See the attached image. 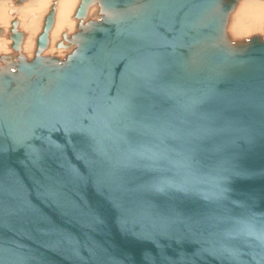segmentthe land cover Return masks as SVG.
<instances>
[{"label": "water", "instance_id": "water-1", "mask_svg": "<svg viewBox=\"0 0 264 264\" xmlns=\"http://www.w3.org/2000/svg\"><path fill=\"white\" fill-rule=\"evenodd\" d=\"M239 1L80 0L63 57L55 2L31 58L11 21L0 264H264V32L232 37Z\"/></svg>", "mask_w": 264, "mask_h": 264}, {"label": "bare ground", "instance_id": "bare-ground-1", "mask_svg": "<svg viewBox=\"0 0 264 264\" xmlns=\"http://www.w3.org/2000/svg\"><path fill=\"white\" fill-rule=\"evenodd\" d=\"M50 0H25V4L28 6L36 5L41 8L47 7ZM54 0H52L53 2ZM80 0H55L53 3L57 4L58 7L54 14V23L49 32V46L43 52L44 55L56 54L57 56H64L69 50L64 48L57 49L55 44L57 41L61 40L62 37L59 36L54 43L52 42V33L57 34L63 30L68 24L74 25L76 29L77 20L73 17L75 9ZM264 1V0H263ZM14 2V0H0V28L3 33L0 38V54H9L12 51L9 49L11 44L10 39L6 37L10 27L11 21L16 17L18 22L21 23V16L19 8L6 10V6ZM96 6H92L88 11V16L97 19L96 17ZM49 12V11H48ZM42 22H37L30 16L27 18V28L29 34L26 35L24 32V40L21 47V52L31 58L35 50V43L37 35L41 32L44 17ZM15 16L14 18H12ZM19 27V26H18ZM228 32H230L236 38H247L253 34L264 32V2H259L258 0H242L238 2L234 12L230 15V21L228 25ZM4 37V38H2Z\"/></svg>", "mask_w": 264, "mask_h": 264}, {"label": "rangeland", "instance_id": "rangeland-1", "mask_svg": "<svg viewBox=\"0 0 264 264\" xmlns=\"http://www.w3.org/2000/svg\"><path fill=\"white\" fill-rule=\"evenodd\" d=\"M240 1H242V0H240ZM258 1L259 2H264L263 0H258ZM58 2H61V0H58ZM52 4H53V2H52V0H50L48 5H47V7L41 8V7L36 6V5L28 6V5L25 4V1L20 3V4H18V5H16L14 2H11V3H9L6 6V10L19 8V11H20L19 14L21 16V23H18V26H19L18 29L21 30L22 32H24L26 35H28L29 34V31H28V28H27L28 21H27L26 16L32 17L37 22H40V21L42 22L43 16L46 14V12L50 11V8H51ZM57 7H58V5L55 4V11H56ZM14 17L15 16H13L12 18H14ZM75 30L76 29H75L74 25H71V24L66 25L65 27H63V30L61 32H58L57 34L52 33V42L54 43V41L59 36L62 37L63 33L68 35V34L73 33ZM258 34H262V33H258ZM232 37H234V35H232ZM0 38H1V36H0ZM2 38H4V37H2ZM234 38H236V37H234ZM35 46H36V43H35ZM9 49L11 51L10 47H9ZM60 57H62V56H60Z\"/></svg>", "mask_w": 264, "mask_h": 264}]
</instances>
